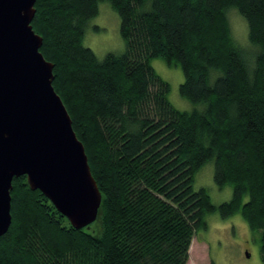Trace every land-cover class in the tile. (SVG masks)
Segmentation results:
<instances>
[{
    "label": "trees",
    "instance_id": "1",
    "mask_svg": "<svg viewBox=\"0 0 264 264\" xmlns=\"http://www.w3.org/2000/svg\"><path fill=\"white\" fill-rule=\"evenodd\" d=\"M100 1L118 14L125 45L103 59L83 45ZM34 7L39 50L53 63L52 86L101 203L95 221L74 228L25 175L14 177L0 264H186L213 212L239 213L260 230L264 261V0H36ZM231 8L257 49L253 67L232 37ZM157 57L181 68L179 93L203 109L170 103L169 84L150 64ZM210 160L215 184L232 188L219 205L193 188Z\"/></svg>",
    "mask_w": 264,
    "mask_h": 264
},
{
    "label": "water",
    "instance_id": "2",
    "mask_svg": "<svg viewBox=\"0 0 264 264\" xmlns=\"http://www.w3.org/2000/svg\"><path fill=\"white\" fill-rule=\"evenodd\" d=\"M36 0H0V236L11 223L12 179L26 176L71 226L98 214L101 193L82 142L52 86L53 63L31 25Z\"/></svg>",
    "mask_w": 264,
    "mask_h": 264
},
{
    "label": "rangeland",
    "instance_id": "3",
    "mask_svg": "<svg viewBox=\"0 0 264 264\" xmlns=\"http://www.w3.org/2000/svg\"><path fill=\"white\" fill-rule=\"evenodd\" d=\"M227 17L234 41L244 49L248 66L252 63L253 67L257 49L248 40L246 21L234 8L229 10ZM83 45L90 48L98 59H103L107 53H123L125 45L120 35V19L108 1L98 3L97 14L86 24ZM150 64L169 84L168 99L174 107L184 111L203 109V104H193L179 93V85L184 79L179 66H170L158 57L152 58ZM213 172L214 162L210 160L195 173L193 188L204 187L211 202L219 205L230 199L232 188L229 185L219 188ZM205 220L207 228L195 232L186 264H210L211 261L214 264H264L260 254L261 232L250 229L239 213L227 218H221L217 212L208 213Z\"/></svg>",
    "mask_w": 264,
    "mask_h": 264
}]
</instances>
